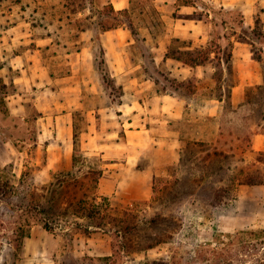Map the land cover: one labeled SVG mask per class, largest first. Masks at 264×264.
Masks as SVG:
<instances>
[{
  "label": "rangeland",
  "instance_id": "rangeland-1",
  "mask_svg": "<svg viewBox=\"0 0 264 264\" xmlns=\"http://www.w3.org/2000/svg\"><path fill=\"white\" fill-rule=\"evenodd\" d=\"M81 1L84 8L73 12L66 0H0V30L27 22L31 37L44 38L43 44H27L32 53L39 49L29 60L39 67L31 66L28 77L17 82L20 68L10 63L15 49L0 42V264H100L99 257L120 241L129 248L122 264H264V152L251 149V135L264 119V87L247 86L233 102L235 69L225 76L224 64L220 69L216 61L190 67L163 58L165 45L175 37L181 47L191 43L220 54L232 51L235 37L244 38L252 42L247 48L254 57L262 55L264 39L252 38L237 8L220 9L205 0L188 8L176 0ZM121 5L127 14L111 11L110 6ZM128 16L135 33L125 24ZM181 22L186 25L175 35ZM107 26H122L131 41L122 46L129 57L122 75L113 74L115 59L100 41ZM82 44L89 47L91 70L77 66ZM71 84L78 87L77 95L62 92ZM125 84L132 93L139 89L141 99L157 89L177 95L186 99L187 109L183 121L174 123L184 140L180 161L160 167L150 142L157 132L134 138L149 144L137 149L142 150L138 167L151 166L160 174L147 196L130 180L107 194L112 213L128 217L125 224L136 223L119 237L115 228L107 230L110 226L90 228L96 223L75 215L69 203L93 192L88 170L104 169L101 144L125 142L124 116L118 111L131 98ZM65 98L73 118V144L65 149L72 157L47 166L46 147L43 142L38 147L44 140L40 133L51 139L57 127L44 116L64 112ZM156 123L149 121L150 129L155 131ZM220 124L227 128L222 135ZM250 177L262 184H247ZM97 193L103 195V189ZM40 208L54 217L53 230L43 227ZM21 228L26 236L16 249ZM25 246L34 251L26 252Z\"/></svg>",
  "mask_w": 264,
  "mask_h": 264
},
{
  "label": "crops",
  "instance_id": "crops-1",
  "mask_svg": "<svg viewBox=\"0 0 264 264\" xmlns=\"http://www.w3.org/2000/svg\"><path fill=\"white\" fill-rule=\"evenodd\" d=\"M212 4L214 7H219L220 9H232L237 8L242 15V23L249 28L255 27V20L259 18L260 26L264 29V0H205ZM123 5L119 8L122 9ZM182 8H188L189 5H182ZM119 10V9H117ZM182 10V9H181ZM258 13V14H257ZM27 22H18V24L11 25L7 28L0 30V42L1 44H8L9 48H14L13 54L10 55V63L13 69L17 70L20 68V72L16 74L14 81L21 79H26L28 77L29 70L31 66L39 67L36 64V60L29 64L31 57L36 54L32 53V49L27 46L29 42L36 41L38 45L43 44L42 40L44 38H35L30 36V28L27 27ZM186 24L180 23L175 26L174 34L177 35L179 28L184 27ZM178 26H180L178 28ZM126 30L122 26L116 28L103 30L100 34V41L102 45L107 48V54L112 53L116 64H113L115 71L113 74L122 75L123 72L127 71L128 63L125 59L129 57L124 53L123 47L129 44L131 41L127 39ZM180 36V35H179ZM50 37V36H48ZM78 38V37H77ZM4 39V40H3ZM252 42L245 40L244 38H236L234 40V46L231 51V58L228 62L222 59V71H225V76L233 69L237 71V81L230 85V97L233 102H235V96L238 91L243 92L244 88L247 86H258L264 87V74L261 64H264V50L260 57H254L251 49L247 48ZM162 48V45H159ZM77 50L78 54V67H85L87 64V69H92V61L89 57L88 50L89 47L86 44L79 46ZM114 51H110L113 50ZM167 49L165 45L163 50ZM167 51V50H166ZM165 55V53H163ZM163 55V58H164ZM258 56V55H257ZM172 59V58H167ZM123 61V63L120 62ZM181 62V61H180ZM231 62V63H230ZM227 64V65H225ZM231 65V69L230 66ZM42 71V69L40 70ZM36 76V75H35ZM39 76V75H37ZM37 79V78H36ZM37 84H42V80H36ZM138 80L136 83L140 85L141 82ZM125 93L129 92L131 98L129 101H124L120 103L118 111L120 115L124 116L121 120V124L125 132V142H111L106 140L104 144H101L102 157L104 162V169L101 177L99 178L98 188L103 189V195L107 196L111 188H125L124 185L128 180H130L136 188L140 189L141 196H147L150 192L149 189L152 188L153 178L159 176L160 173L155 172L151 166H146L144 168L138 167V161L140 157V152L137 149H142L148 147L145 139H134L135 137L142 136L145 132H157L153 139H150L153 148L155 149V155H157V163L160 167L162 165L172 164L174 162L180 161L181 149L183 148V135L179 127L174 126L175 121H183L185 116V109H187L186 99H183L172 93H160L159 90H155L150 97L146 99L138 97L137 93L140 92L139 89L134 91H129L128 87L123 86ZM78 87L74 85H67L62 87V92L67 95H77ZM133 90V89H132ZM42 91V90H41ZM232 95V96H231ZM72 99L74 96H70ZM239 97V95H238ZM68 98H65L64 102L61 101L62 108L66 110L60 114L49 113V116H44L47 120L52 118V123L57 129L53 137L50 139L45 133L43 134V141L39 139L38 147L41 146L42 142L46 147L48 154L47 166L59 163V161L66 160L69 161L72 157V151L66 150L65 146H72L73 143L71 136H73V118L72 112L70 111V104ZM190 104H188L189 106ZM43 117V118H44ZM154 120L157 128L154 130L150 129L149 121ZM180 121V122H181ZM63 122V123H62ZM62 124L65 125L62 126ZM259 130L254 131L251 135V149L256 152H264V119L258 125ZM226 125L220 124V135L221 132L226 131ZM67 133V137L63 134ZM61 134V135H60ZM64 140V144L61 141ZM63 142V141H62ZM123 145V146H121ZM59 146V147H57ZM135 150V153L133 151ZM72 150V147H71ZM161 172V170H158ZM155 176V177H154ZM102 191V190H101ZM139 195V196H140ZM29 237V236H27ZM26 252H33L34 250L30 247H24Z\"/></svg>",
  "mask_w": 264,
  "mask_h": 264
},
{
  "label": "trees",
  "instance_id": "trees-1",
  "mask_svg": "<svg viewBox=\"0 0 264 264\" xmlns=\"http://www.w3.org/2000/svg\"><path fill=\"white\" fill-rule=\"evenodd\" d=\"M178 3V6L182 5H189V6H195L198 3H203V0H176ZM67 6L71 8L73 12L81 11L84 8V3L81 0H66ZM111 11L120 14V13H126L127 9H119L115 10L112 6ZM125 24L129 26V28L132 30L133 33H135L134 24L131 20V17H127ZM112 26H107L106 29H111ZM253 36L252 38L257 39H264V30L260 26V20L259 18H256L255 20V27L252 28ZM182 40L179 37H175L172 42H175V46L169 44L167 46V51L165 52L164 58H172L178 61H181L183 64L188 65L190 67H196V66H204L207 63H213L216 61V65L219 66L221 69L222 59L226 62H228L231 58V50H229L227 53L223 52L222 54L219 53V50H214L212 48H207L205 46H198V47H192L191 43L184 44L183 47L180 45H177L176 43L181 42ZM232 45V42L230 43ZM187 48V49H185ZM214 54V55H212ZM257 57H260L259 55ZM155 83L157 84V80H155ZM158 90V89H157ZM76 134H74L75 136ZM77 156L73 155V164L76 162ZM88 172L91 174V180L94 183L93 184V192L91 194L84 191L81 196L76 197L74 201H71L69 205L72 207L73 213L77 215L78 217H86L88 220L96 223L95 225H89V227H95V229H103L105 226H110L107 230L112 231L111 228H115L114 231L117 236L123 237L127 232L131 231V228H135L136 223H127L129 220L128 217L118 216L117 214L114 215L112 213V210L114 207L111 206L109 199L105 195H98L97 188H98V182L99 178L101 177L103 170L101 168H90ZM68 175L71 171L67 172ZM252 177H250V180L246 181L247 184H255V183H261L262 182H255L252 181ZM60 183H63L61 181ZM100 198L101 200H98ZM46 208H40L38 209V212L42 214L41 220L42 225L45 229L51 231L54 229V227L50 223V216L46 215ZM127 211L123 210V213H126ZM128 215V214H127ZM52 217L51 219H53ZM88 229V227L86 226ZM254 233V232H251ZM26 236V233L21 228L19 230V235L17 238V243L15 245L16 249L21 248V239ZM258 239V238H257ZM152 246V245H151ZM129 252V248L126 246L123 241H120L115 243L112 248V252L109 255H105L104 257H99L101 261H103L100 264H122V258L125 253Z\"/></svg>",
  "mask_w": 264,
  "mask_h": 264
}]
</instances>
